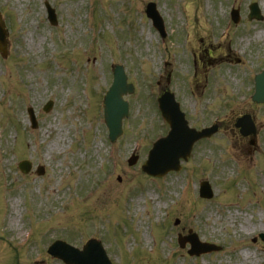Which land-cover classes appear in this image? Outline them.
<instances>
[{
    "label": "rangeland",
    "instance_id": "1",
    "mask_svg": "<svg viewBox=\"0 0 264 264\" xmlns=\"http://www.w3.org/2000/svg\"><path fill=\"white\" fill-rule=\"evenodd\" d=\"M45 1L57 11L56 25ZM92 1L0 0L9 31L8 56L0 54V264H64L45 252L59 237L78 245L96 237L114 264H167L163 256L169 264H234L244 248L258 255L247 264H264V241L250 238L264 230V220L248 224L236 212L243 205L264 217V105L249 97L250 76L264 66V38H257L264 19L248 21L251 0H95L94 9ZM149 1L167 23L165 44L145 14ZM256 1L264 15V0ZM232 4L240 5L241 20L222 36ZM209 48L214 55L229 52L213 60ZM71 51L75 56L67 58ZM114 62L126 67L135 91L126 96L132 106L124 133L112 143L102 100ZM166 88L176 92L192 125L218 116L223 127L195 145L180 171L153 178L141 165L166 132L155 98ZM50 99L55 106L46 113ZM28 106L38 115L36 130ZM247 112L259 132L252 149L234 126ZM135 148L140 159L130 166ZM21 158L33 162L32 173L20 171ZM38 165L45 175H36ZM241 167L247 170L237 173ZM203 179L214 187L211 199L198 194ZM190 229L223 250L190 258L173 234ZM24 232L32 233L27 242Z\"/></svg>",
    "mask_w": 264,
    "mask_h": 264
},
{
    "label": "water",
    "instance_id": "2",
    "mask_svg": "<svg viewBox=\"0 0 264 264\" xmlns=\"http://www.w3.org/2000/svg\"><path fill=\"white\" fill-rule=\"evenodd\" d=\"M253 16H256L258 18L261 17L259 14V10L256 7H254V9H253V14L251 15V17H253ZM118 83H119L118 87L111 92V97L107 102L108 105L112 109L111 116H110L111 119L116 118V115L121 116V115L126 114V110L121 107V105H122L121 95L123 92H125V76L120 77ZM258 101H264V97L258 98ZM167 116H168L170 122H172L171 120H174V119H176L177 121L178 120L180 121V117H175V116L172 117V115H170V113H168V111H167ZM107 119H108V112H107ZM178 124H179V122L174 123L175 126ZM174 138L175 137L173 136L172 142L175 144ZM177 138H178V142H181L182 138H181L180 134H178ZM166 144L167 143H162L161 144L162 147L160 149H157L155 151L154 155L159 153L161 150L166 149L164 147V145H166ZM174 150L175 149L173 147L170 148V152H173ZM25 164H24V169H25V171H27L29 169L30 165L28 163H25ZM98 259H100V258H98ZM85 260L88 261V263H90V264L92 262V259H90V258H85Z\"/></svg>",
    "mask_w": 264,
    "mask_h": 264
},
{
    "label": "bare ground",
    "instance_id": "3",
    "mask_svg": "<svg viewBox=\"0 0 264 264\" xmlns=\"http://www.w3.org/2000/svg\"><path fill=\"white\" fill-rule=\"evenodd\" d=\"M257 34H258L257 38H260V39L264 38V31H260ZM59 139H61L60 134L58 136V140ZM159 214H160V212L157 215H159ZM244 221L247 222L248 224H250V219L245 217ZM144 239H145L146 244H149L150 240H149V237L147 236L146 232H145ZM241 241H242V236L237 237V242L240 245L242 244ZM243 246L244 245H242L240 247H243ZM239 255H240V257L237 260H235L234 264H247V263H250L253 259L257 258L256 251L252 252L249 249L246 250V248L242 249V251H241V253H239Z\"/></svg>",
    "mask_w": 264,
    "mask_h": 264
}]
</instances>
